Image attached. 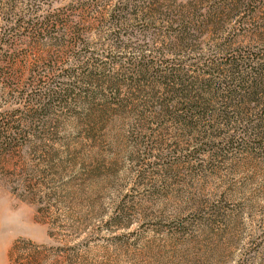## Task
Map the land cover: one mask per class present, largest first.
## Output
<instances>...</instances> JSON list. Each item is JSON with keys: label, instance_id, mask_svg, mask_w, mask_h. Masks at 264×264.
<instances>
[{"label": "rangeland", "instance_id": "rangeland-1", "mask_svg": "<svg viewBox=\"0 0 264 264\" xmlns=\"http://www.w3.org/2000/svg\"><path fill=\"white\" fill-rule=\"evenodd\" d=\"M14 1L31 0H3ZM170 1L180 20L190 0ZM46 2L45 11L70 13L97 65L66 77L63 60L79 59L61 57L53 40L18 37L3 52L0 121L21 126L0 144V264H264V150L237 134V122H175L160 106L171 94L159 79L174 65L219 77L220 64L221 81L229 56L263 54L264 0H245L181 43L159 22L109 24L116 0ZM39 75L64 81L46 83L48 97L70 89L61 104L46 97L33 119L39 100L15 97L38 89Z\"/></svg>", "mask_w": 264, "mask_h": 264}, {"label": "trees", "instance_id": "trees-1", "mask_svg": "<svg viewBox=\"0 0 264 264\" xmlns=\"http://www.w3.org/2000/svg\"><path fill=\"white\" fill-rule=\"evenodd\" d=\"M5 1L9 2V0ZM46 1L48 0H31L23 6L14 1L9 6L8 2L0 0L1 76L5 67L2 63L8 60V57L3 56V52H6L11 47L13 40L18 37L30 38L36 42L43 40L59 41L61 43L58 51L61 57L79 59L78 64L74 66L71 63L65 65L68 60H63L62 63L65 66L63 65L60 69L73 70L66 77L69 78L74 73L83 74L87 70L89 71L85 74V77L92 74L93 68L97 64L94 63L92 58L95 56L90 51L88 43L85 42L87 39L82 40L84 34L80 30V26L74 23L68 11H57L56 9L45 11L43 5L47 3ZM197 1L201 3L203 0H190L182 4L185 12H181V18L178 20L176 18L177 13L173 11L170 4V2L176 3L175 1L116 0L115 5L108 10V18L105 21L117 25L135 17L146 23L159 22L167 27L164 31L166 37L181 43L192 37L201 38L199 35H203V28L206 24L209 25L208 23L212 20L220 22L223 17L229 15V11L238 10V5H242L245 0H220L214 2L213 6L207 10L193 7L197 4ZM10 9L12 10L11 13L9 12ZM8 14H10L9 17H11V14L14 16H12L13 21L8 20ZM247 14L251 13H245L242 17L247 16ZM86 55L90 56L89 60H92V63L82 60L83 56ZM231 57L229 56L224 65L231 67L232 73L224 74V79L221 81L219 77L223 74L220 72V64L214 67V71L221 74H217L219 77H215L208 70L207 73L198 74L197 76L189 74V71L182 65L165 68L160 72L159 79L164 94L168 95L169 93L172 98L170 97L169 100L164 99L160 106L170 110L172 119L175 122L192 127V129L208 127L212 125V122L218 124H221L220 121H224L225 124L237 122L239 127L237 134L247 138L252 137L254 147L264 150V53H244ZM57 64L59 65L58 62ZM50 66L47 67L46 71L52 69V65ZM139 66H134V70L137 69V71L143 73L142 67L139 68ZM38 80L40 81L39 86H37L38 89L15 97L18 98V103L39 100L42 105L39 106L41 108L34 110L31 115L33 119L45 114L49 107L44 103L48 95L42 93L41 88L46 87L47 84L51 86L56 84V88H59L58 86L62 87L64 84L63 80H54L52 84L47 83V78L44 75H39ZM69 89L70 87L61 88L60 91ZM60 91L57 93L55 90V94L49 95L50 106L55 101H59L60 104L66 101ZM101 92L102 97L108 96L104 89H101ZM218 96L226 101L222 102L217 108L214 101L218 100ZM114 97L118 98V93ZM184 125L182 126L184 127ZM20 126L21 124L14 126L11 122L3 124L0 121V144L10 145V143H13V140L9 136L7 138L4 133L6 130L12 132L14 128L19 129ZM18 247L15 244L13 249Z\"/></svg>", "mask_w": 264, "mask_h": 264}]
</instances>
